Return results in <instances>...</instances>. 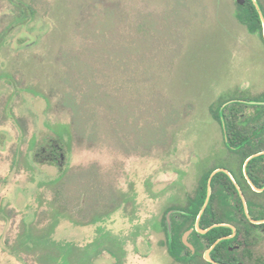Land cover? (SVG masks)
<instances>
[{"label":"rangeland","instance_id":"obj_1","mask_svg":"<svg viewBox=\"0 0 264 264\" xmlns=\"http://www.w3.org/2000/svg\"><path fill=\"white\" fill-rule=\"evenodd\" d=\"M237 2L0 0V264H174L160 222L221 142L208 102L264 86Z\"/></svg>","mask_w":264,"mask_h":264},{"label":"flooded vegetation","instance_id":"obj_2","mask_svg":"<svg viewBox=\"0 0 264 264\" xmlns=\"http://www.w3.org/2000/svg\"><path fill=\"white\" fill-rule=\"evenodd\" d=\"M243 82L208 102L221 142L210 137L205 172L160 222V250L174 264H264V86ZM34 156L56 165L64 158L49 142Z\"/></svg>","mask_w":264,"mask_h":264},{"label":"trees","instance_id":"obj_3","mask_svg":"<svg viewBox=\"0 0 264 264\" xmlns=\"http://www.w3.org/2000/svg\"><path fill=\"white\" fill-rule=\"evenodd\" d=\"M258 7L254 5V3L251 0H248V4L245 5H239L238 12H236V17L240 20L241 23L246 25L248 31L250 33H258L260 37L263 38V26L262 21L260 17V13H262L264 17V0H256ZM260 10V12H259ZM32 9L27 6L26 8L22 6V22H25L31 15ZM120 15V14H119ZM121 16V15H120ZM143 22V21H142ZM157 22V21H156ZM144 25V26H143ZM138 27H143L141 30L138 28L137 35H141L143 39H146L148 37V34L152 32L151 34L153 37L154 34H157L158 31L155 32V30H149L150 26L149 23L143 22L138 25ZM148 29V30H146ZM156 50L159 49V47H154ZM50 164H56L55 162H49Z\"/></svg>","mask_w":264,"mask_h":264},{"label":"water","instance_id":"obj_4","mask_svg":"<svg viewBox=\"0 0 264 264\" xmlns=\"http://www.w3.org/2000/svg\"><path fill=\"white\" fill-rule=\"evenodd\" d=\"M239 2H242L241 0H239ZM257 7H258V5H257ZM259 8V7H258ZM259 12H260V10H259ZM260 17H261V21H262V23H263V35H264V17H263V15H262V13H260Z\"/></svg>","mask_w":264,"mask_h":264}]
</instances>
